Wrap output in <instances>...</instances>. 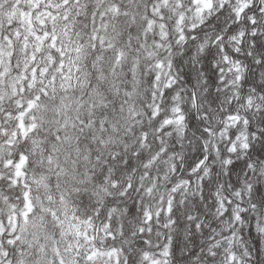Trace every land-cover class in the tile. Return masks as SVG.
I'll use <instances>...</instances> for the list:
<instances>
[{"label": "snow or ice", "instance_id": "6c2138e0", "mask_svg": "<svg viewBox=\"0 0 264 264\" xmlns=\"http://www.w3.org/2000/svg\"><path fill=\"white\" fill-rule=\"evenodd\" d=\"M0 264H264V0H0Z\"/></svg>", "mask_w": 264, "mask_h": 264}]
</instances>
